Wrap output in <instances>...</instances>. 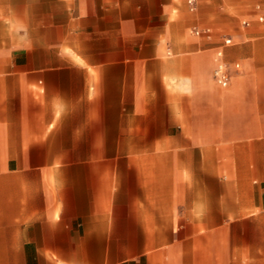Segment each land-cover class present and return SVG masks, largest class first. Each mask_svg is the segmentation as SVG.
Segmentation results:
<instances>
[{"label":"crops","instance_id":"crops-1","mask_svg":"<svg viewBox=\"0 0 264 264\" xmlns=\"http://www.w3.org/2000/svg\"><path fill=\"white\" fill-rule=\"evenodd\" d=\"M0 264H264V0H0Z\"/></svg>","mask_w":264,"mask_h":264},{"label":"built area","instance_id":"built-area-1","mask_svg":"<svg viewBox=\"0 0 264 264\" xmlns=\"http://www.w3.org/2000/svg\"><path fill=\"white\" fill-rule=\"evenodd\" d=\"M190 4H195V0H189ZM225 44H231L232 43V38L231 37H225L224 39ZM218 55L220 57L223 56V50L218 51ZM239 66V64H237ZM215 79L217 82L221 85L226 87L229 82H230V66L229 64L223 60L222 58L219 60L217 67L215 68L214 71Z\"/></svg>","mask_w":264,"mask_h":264},{"label":"rangeland","instance_id":"rangeland-1","mask_svg":"<svg viewBox=\"0 0 264 264\" xmlns=\"http://www.w3.org/2000/svg\"><path fill=\"white\" fill-rule=\"evenodd\" d=\"M260 1L261 0H259V3H260ZM244 16L243 17H241V19H240V23H242V21L244 20ZM246 29H249V28H246ZM235 28L234 27H228V28H226V29H223L221 32L222 33H226V34H230V35H233L234 33H235Z\"/></svg>","mask_w":264,"mask_h":264}]
</instances>
